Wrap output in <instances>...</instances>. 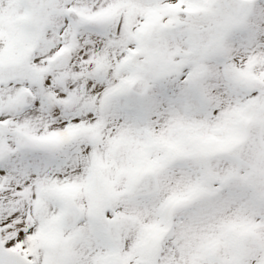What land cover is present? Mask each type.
<instances>
[{
    "label": "snow or ice",
    "instance_id": "obj_1",
    "mask_svg": "<svg viewBox=\"0 0 264 264\" xmlns=\"http://www.w3.org/2000/svg\"><path fill=\"white\" fill-rule=\"evenodd\" d=\"M0 264H264V0H0Z\"/></svg>",
    "mask_w": 264,
    "mask_h": 264
}]
</instances>
